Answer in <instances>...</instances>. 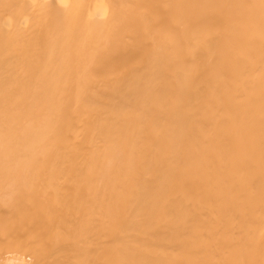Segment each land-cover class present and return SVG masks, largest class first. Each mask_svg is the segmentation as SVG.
Instances as JSON below:
<instances>
[{
    "label": "bare ground",
    "instance_id": "bare-ground-1",
    "mask_svg": "<svg viewBox=\"0 0 264 264\" xmlns=\"http://www.w3.org/2000/svg\"><path fill=\"white\" fill-rule=\"evenodd\" d=\"M0 264H264V0H0Z\"/></svg>",
    "mask_w": 264,
    "mask_h": 264
}]
</instances>
